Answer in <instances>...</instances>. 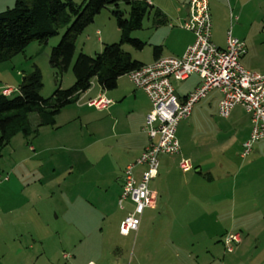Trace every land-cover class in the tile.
I'll return each mask as SVG.
<instances>
[{
  "label": "rangeland",
  "instance_id": "rangeland-1",
  "mask_svg": "<svg viewBox=\"0 0 264 264\" xmlns=\"http://www.w3.org/2000/svg\"><path fill=\"white\" fill-rule=\"evenodd\" d=\"M15 1L0 0V13L13 8ZM72 1L80 6L85 0ZM185 1L167 0L165 3L171 11V5ZM216 1L214 11L209 8L213 44L223 49L230 33L246 43L248 52L252 53L254 73L262 72L264 0H242L241 4H246L239 9H235L230 0ZM111 9L103 10L97 19L98 29L104 36L90 27L77 38L75 57L80 53L94 56L101 52L102 45L119 41L112 15L114 8ZM118 10H126L123 2ZM166 15V26L174 25L178 16L172 12ZM164 29L153 28L151 16L145 17L142 29L132 34L145 43L144 48L136 51L125 45L123 50L133 60L151 64L153 47L163 45L164 51L174 48L175 38ZM64 31L65 28L59 30L46 45L32 43L23 53L0 64V85L17 88L22 77L29 76L36 67L42 76L41 97L46 99L52 95L56 81L61 89L72 87L71 70L57 79L45 56L47 50L50 53L58 45ZM113 32L116 36L111 38ZM181 41L180 38L178 42ZM195 81L193 77L186 83L173 82L176 94L189 91ZM118 88L129 92L135 87L125 76L118 81ZM97 92L101 91L93 81L91 100ZM113 93L117 96V89ZM216 93L197 103L189 119L180 122L176 131L180 149L188 156H211L212 162L208 163L223 160L230 166L222 172L214 168L213 183L203 177L204 185L210 183V191L217 196L203 208V213L211 214L212 219L202 213L194 235L185 226H175L177 230H172L173 226L154 219L160 217L158 212L152 214L149 210L144 212L137 233L119 234V224L132 206L126 202V210H121L114 199V185L126 165L122 159L117 162V134L120 133L117 116L122 123L133 119L130 99L118 102L123 106L118 114L117 108L98 112L83 107L87 98L81 99L78 105L72 104L62 111L53 127H38L36 115H30V136L16 134L0 149V264H261L263 256L254 257L258 245L264 244V140L254 145L252 157L242 160L241 145L249 138L252 128L250 118L240 106L233 109L228 119L221 118L212 100ZM252 158L256 160L253 170L245 167ZM86 168L94 169L89 173L91 180L96 179L97 169L109 173V196L101 207L76 202L68 212L69 183L72 179H82ZM194 173L195 169L191 174ZM33 189L35 195H32ZM31 196L40 197L35 199L34 211L28 210ZM23 201L27 202L24 209L21 208ZM172 231L177 233V239L172 242L175 246L160 239ZM87 234L91 236L89 241ZM230 234H239L241 238L239 244L232 245V253L227 252L224 245L225 237ZM241 242H244L242 247Z\"/></svg>",
  "mask_w": 264,
  "mask_h": 264
},
{
  "label": "built area",
  "instance_id": "built-area-1",
  "mask_svg": "<svg viewBox=\"0 0 264 264\" xmlns=\"http://www.w3.org/2000/svg\"><path fill=\"white\" fill-rule=\"evenodd\" d=\"M190 16L181 25L182 29L192 32L194 41L180 57H160L151 64L128 73L130 82L143 91L149 102L150 111L145 117L143 133L148 144L141 155L123 171L122 191L118 207L128 211L119 226L121 236L137 233L146 210L155 208L156 196L150 190V183L158 176L159 158L180 154L176 137L177 126L188 120L193 107L216 90L220 95L218 114L228 119L235 107H242L250 118L251 132L242 144L241 157L247 159L254 145L264 140V75L249 72L241 65V58L247 53L243 41L228 33L226 46L221 49L211 41V19L208 0H191ZM197 75L200 84L184 98L178 97L173 82H184ZM17 88L4 87L1 94L11 96ZM112 101L100 95L88 102V106L105 111ZM182 172L192 169L189 160L181 159ZM140 169L139 177L136 171ZM7 180V178H5ZM241 241L239 234L225 237L227 252H233V244Z\"/></svg>",
  "mask_w": 264,
  "mask_h": 264
},
{
  "label": "trees",
  "instance_id": "trees-1",
  "mask_svg": "<svg viewBox=\"0 0 264 264\" xmlns=\"http://www.w3.org/2000/svg\"><path fill=\"white\" fill-rule=\"evenodd\" d=\"M126 6L119 11V4ZM114 8L112 15L119 31L117 43L104 45L94 56L83 53L75 57L77 38L93 24L103 10ZM151 16L153 28L166 26L167 17L145 0H85L77 6L72 0H16L11 9L0 13V64L12 60L32 43L46 45L50 38L65 31L48 56L50 69L59 79L71 70L74 83L69 89L56 88L49 98L40 96L42 76L35 67L29 76H23L18 92L11 96L0 94V149L16 134L28 138L31 134L29 116L35 114L38 127L51 126L66 107L75 104L96 81L103 91L117 87L119 78L143 66L123 50L128 45L141 51L145 43L132 34L142 29L145 17ZM160 46L153 47L158 59Z\"/></svg>",
  "mask_w": 264,
  "mask_h": 264
},
{
  "label": "crops",
  "instance_id": "crops-1",
  "mask_svg": "<svg viewBox=\"0 0 264 264\" xmlns=\"http://www.w3.org/2000/svg\"><path fill=\"white\" fill-rule=\"evenodd\" d=\"M145 1H147L148 3H150L152 6L156 7L157 9H159L167 17V19H168V16L166 14L170 15L171 12L175 13L178 16V18L174 22V25H169L168 27L167 26L160 27L162 29L165 28L164 30H166V34L168 33V34L173 35V38H175V42L172 43V46L174 45L173 46L174 48L167 49L166 51H164L163 45H157V46H160L162 48V51L158 55L159 56L158 58H160V57L164 58V57H170V56H174V57L182 56L183 53L185 52L186 48L189 45H191L194 41V36H193L192 32L184 30L181 27L183 22L188 20V18L190 16L189 4H190L191 0H186L185 3H177L176 6L171 5L172 6L171 11H169V9H167L166 3H165V1H167V0H145ZM241 1L242 0H230L232 6L235 9H239V7L245 6L246 3L241 4ZM216 2H217L216 0H208L209 8L211 10L213 9V11L216 8ZM169 6L170 5H168V7ZM101 13L97 17H95L93 24H91L87 29H85V31H89V29H91L90 27H95L96 28L95 33L104 36V32L102 30L98 29L99 27L96 24L97 19H99L98 17H101ZM155 29H159V28H155ZM173 29L175 32H177V31H181V32L175 33L173 31ZM115 33L116 32H113V34H111L112 35L111 38L116 36ZM87 37H89V36H87ZM180 38L182 39V41L178 42ZM244 44L246 46L245 42H244ZM104 45H108V44H104ZM104 45H102V48ZM225 46H226V44H225ZM246 49H247V46H246ZM45 56L47 57V60H48V56H49L48 50L46 51ZM251 57H252V53L248 52V50H247V53L245 54V56H243L241 58L240 62H241V65L243 66V68L245 70H247L249 72L253 71V73H254L256 71H255L254 61L252 60ZM154 60L155 59L153 57V61ZM142 64L147 65L144 63H142ZM19 74L20 73L18 72L17 75L19 76ZM257 74L264 75V70H262V72H257ZM123 77H125V76H123ZM123 77H121V78H123ZM193 77L196 78V81L194 82L193 87L189 91L184 92L182 95L177 94L178 97L184 98V97H186V95H188L189 93H191L192 91H194L197 88V86L200 84V79L198 78L197 75H192L186 81L181 82V83H186L189 80H191ZM121 78H119V80ZM55 84H56V82H55ZM3 85H0V94H1L2 88L7 86L4 83H3ZM99 89L101 92L100 93L97 92L96 97H98L100 95H104L108 99H110L113 103L109 107V111L112 109L114 111V109L117 108V114L120 111V109L123 107L122 103L118 104V102H120L123 99L124 100L130 99L132 101L133 110L131 113L133 114V117H132L133 119H130L129 121H127V122L125 121L122 123L121 118L117 116V129H120V133L117 134V148L119 151L117 154V156H118L117 162H119V160L122 159L126 164L124 166V170H125V168L129 164L133 163L141 155V153L143 152V150L146 148V146L148 144L147 136L143 133V126H144V122H145V117L148 114V112L150 111V102H149L146 94L143 91H141L140 89H137L135 87L133 91L131 90L128 92L122 88L121 89L118 88V82H117V87L114 89V90L117 89V96H116V94L113 93L114 90L103 91L100 87H99ZM213 92H215V93L217 92L216 96L212 97V100H214V102H215L217 113H218V104L220 101V95H219L218 91H216V90L212 91L211 93H213ZM90 93H91V88L86 93L82 94L79 97V99L75 103V105H78L81 99L85 100L87 98L86 102L83 104V107L91 108L88 106V104L86 105L87 101L91 100V98L89 96ZM116 100H117V102H116ZM68 108H69V106L66 107L65 109H63L62 111L66 110ZM62 111H61V113H62ZM80 112H81V110H80ZM98 112H104V111H98ZM61 113L59 115H61ZM78 118L80 119V117H78ZM30 149H32V151L35 152L34 147L30 146ZM241 151H242V145H241ZM180 152L181 153L179 155L162 156L161 158H159L158 176L155 180H153L150 183V190L156 196L155 208L151 209L149 211L152 212V214L158 212L160 217L154 218V219L156 221L160 220L161 223H165L167 225L173 226L172 230H174V229L177 230V228L175 226H185V228L190 230V232L192 231L193 235H194L195 231H196L195 226L200 225L202 213H203V208H206L210 204V202L215 200V198L217 196V195L213 196L212 191H210V189H211L209 186L210 183H208V185L207 184L204 185L205 182L203 183V181H204L203 177L207 181H212V183H213L214 182L213 174L215 172V171H213V169L217 168L219 171L222 172L230 166L228 165V163H226V161H223V160L221 162L220 161L217 162L216 164L215 163L214 164L208 163V162H212L211 156H203L201 154H200V156H197V157H195L193 155L188 156L184 152L183 149H180ZM249 157H252V156L250 155ZM240 158L242 159L241 154H240ZM181 159H185V160L190 161V163L192 165V169L190 171L182 172L180 170L179 163H180ZM242 160H246V159H242ZM86 163L88 164V161ZM255 164H256V160H254L252 158L250 160V162H248L245 167L253 170L254 169L253 166ZM90 167H92V166H90ZM193 169H195V173L191 174ZM85 171L86 172H83L81 175L82 179L80 178V179L75 180V181H73V179H72V181L69 183V189H68V195H67V199L69 201L67 203L68 212H71V210L74 208L76 202H78L79 204L85 205V206H90V207L96 206L97 208L101 207L100 205L101 204L104 205L106 199L109 196V192L111 190V186L107 184L108 178L110 176L109 173L107 171L97 169V170H95L96 171V176H95L96 179L91 180V179H89V177H90L89 173L91 171H94V169L91 170V168H86ZM139 174H140V169L136 171L137 178L139 177ZM228 175H229L228 173H225L224 176L228 177ZM122 176H123V172L117 178V185L116 184L114 185V187H115L114 199L116 200L117 204H118V200L120 198L121 191H122ZM86 177L88 179H86ZM171 182H172V184H170ZM7 183H10V180H7ZM35 193H36V191L33 189L32 195H35ZM31 197H33V198L31 199L30 207L28 205L29 211L33 210L37 206L35 203L36 202L35 199H37L39 196L38 197L31 196ZM26 204H27V202L23 201L21 208L24 209ZM130 205L132 206V204H130ZM124 210H126V209H124ZM203 215L208 219H212L211 217H213L211 214L205 215L203 213ZM55 217L57 219V216H55ZM86 221H87L86 224H88V218H86ZM27 223H31V222H27ZM24 224H26L25 221H24ZM45 225L49 226L47 222ZM51 226H52V224H51ZM119 226H120V224H119ZM178 232H180V230ZM86 238L89 241L91 236L89 234H87ZM160 239H162L164 242L166 241L167 245L171 243V246H172V244L175 246V244L172 242L177 239V233L172 231L168 235L165 234L164 237H162ZM241 243H242L241 244V247H242L244 242H241ZM257 248L258 249L255 252L256 256L254 258H258V257H262V256L264 258V244L262 243V245H258ZM261 264H264V261H262Z\"/></svg>",
  "mask_w": 264,
  "mask_h": 264
}]
</instances>
